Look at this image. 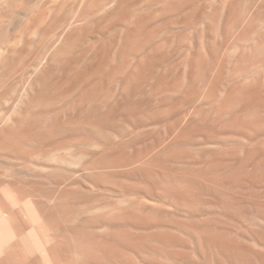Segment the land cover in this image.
Masks as SVG:
<instances>
[{"label": "rangeland", "instance_id": "1", "mask_svg": "<svg viewBox=\"0 0 264 264\" xmlns=\"http://www.w3.org/2000/svg\"><path fill=\"white\" fill-rule=\"evenodd\" d=\"M263 93L264 0H0V264H264Z\"/></svg>", "mask_w": 264, "mask_h": 264}, {"label": "bare ground", "instance_id": "2", "mask_svg": "<svg viewBox=\"0 0 264 264\" xmlns=\"http://www.w3.org/2000/svg\"><path fill=\"white\" fill-rule=\"evenodd\" d=\"M155 3H156V2H155ZM235 3H236V2H235ZM189 4H190V3H189ZM255 4H256V3H255ZM259 4H260V3H259ZM156 5H159V4H156ZM234 5H235V4H234ZM248 5H249V3H248ZM250 5H252V3H251ZM154 6H155V5H154ZM258 6H259V5H258ZM179 8H180V7H179ZM242 8H243V7H242ZM259 8H260V6H259ZM251 9H252V8H251ZM232 10H233L232 12H234V9H232ZM130 11H131V10H130ZM238 11H239V10H238ZM238 11H237V12H238ZM154 12H155V11H154ZM128 13H129V12H128ZM159 13H160V12H159ZM258 13H259V12L257 11V14H258ZM262 13H263V12H262ZM233 14H234V13H233ZM239 14H240V12L235 13V15H236L235 17H237ZM106 15H107V14H106ZM122 16H123V15H122ZM124 16H125V15H124ZM129 16H130V15H129ZM131 16H132V15H131ZM229 16H230V15H229ZM239 16H240V15H239ZM191 17H192V16H191ZM231 17H233V16L231 15ZM231 17H230V18H231ZM107 18H108V17H107ZM128 19H129V18H128ZM232 19H233V18H232ZM135 20H136V19H135ZM138 20H139V19H138ZM227 20H228V19H227ZM229 20H231V19H229ZM229 20H228V22H230ZM235 20H238V19H235ZM235 20H234V22L236 23ZM139 21H140V20H139ZM119 22H120V21H119ZM237 22H238V21H237ZM131 27H132V26H131ZM133 27H134V26H133ZM211 30H212V29H211ZM214 30H215V29H214ZM134 31H135V30H134ZM134 34H135V33H134ZM243 34H244V33H243ZM243 34H242V36H244ZM246 34H247V32H246ZM248 34H249V33H248ZM248 34H247V35H248ZM244 37H245V36H244ZM246 37H247V36H246ZM240 39H241V36H240ZM243 39H244V38H243ZM236 40H237V39H236ZM256 40H257V39H256ZM234 41H235V40H234ZM235 42H236V41H235ZM237 42H238V41H237ZM231 43H232V42H231ZM229 44H230V43H229ZM229 44H227V45H229ZM229 46H230V45H229ZM252 48H253V47H252ZM209 50H210V49H209ZM97 54H98V53H97ZM79 55H80V54H79ZM77 61H79V60H77ZM80 62H81V61H80ZM91 62H92V61H91ZM89 64H90V63H89ZM99 66H100V65H99ZM252 69H253V68H252ZM237 79H238V78H237ZM160 83L162 84V82H160ZM161 87H162V86H161ZM253 88H254V87H253ZM259 88H260V87H259ZM253 90H254V89H253ZM256 90H257V89H256ZM263 94H264V93H263ZM250 95H251V94H250ZM223 104H224V103H223ZM215 110H216V109H215ZM263 123H264V122H263ZM251 147H252V146H251ZM241 149H242V148H241ZM238 152H239V151H238ZM246 152H247V151H246Z\"/></svg>", "mask_w": 264, "mask_h": 264}]
</instances>
